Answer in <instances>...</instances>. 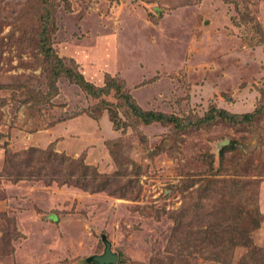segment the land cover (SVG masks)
I'll return each instance as SVG.
<instances>
[{"label":"rangeland","instance_id":"374dc122","mask_svg":"<svg viewBox=\"0 0 264 264\" xmlns=\"http://www.w3.org/2000/svg\"><path fill=\"white\" fill-rule=\"evenodd\" d=\"M59 69L97 88L109 76L144 110L252 112L264 95V0H0V264H93L103 237L116 264H238L264 251V114L239 130L138 125L113 94L94 98L64 76L52 85ZM103 100L124 114L117 129L98 115ZM240 132L217 162L219 143ZM30 150L33 165L52 152L107 187L1 176L6 151L22 163ZM212 184L238 195L218 203ZM233 226L250 231L223 263L216 244Z\"/></svg>","mask_w":264,"mask_h":264},{"label":"trees","instance_id":"16d2710c","mask_svg":"<svg viewBox=\"0 0 264 264\" xmlns=\"http://www.w3.org/2000/svg\"><path fill=\"white\" fill-rule=\"evenodd\" d=\"M47 40L48 38H46L43 43L44 46L42 47V52L47 57V60H49L52 55L50 53V49L46 45ZM57 62L59 63L58 60ZM61 76H64L66 79L76 84L83 91L94 98L109 96L111 94L117 96L121 104H124V106L129 111L130 116H128L127 112H125L124 115L118 105L114 107L112 106L113 103L109 101L103 100L98 103V115H100L103 111H106L108 115L111 113L112 116L109 115V118H111V121L113 123L112 125L115 129H117V123L121 121L119 119V111H121L124 117L133 118L134 122L138 125H150L157 123L165 126H170L176 133H185L191 130L193 131L200 126L209 127L210 125L215 124H217L216 126H218L219 124H225L235 130H239L242 125L251 124L264 114L263 95V98L261 100L262 103H260L252 112L238 114L232 112L227 107L210 105L207 112L197 120L180 118L172 114L142 109L133 101L130 93H128V91L124 89L122 85L118 84L113 78H110L109 76H107L106 85H104V87L97 88L94 87V85L86 82L83 75L72 72L71 70L59 69L52 72V85H54L56 78L58 79ZM86 112L92 118L98 117V115L96 117L93 114V109H91V107L88 108ZM115 119H118L117 122ZM238 127L239 129H237ZM243 138L244 137H242V133L240 132V134L238 133L237 137L230 135L229 139H223L218 145L219 149L217 151L218 153L216 157L218 159L217 162H225V159H227V154L232 151L235 152L234 150L238 147V145L244 142ZM36 153L37 152L35 150H30L27 153L28 159L20 163L19 160L15 161L17 154H12L9 151H6L5 167L2 169L1 176H3V178L7 180H12L13 182H18L23 179L40 180L47 183H51L53 181H62L66 184H75L79 186L80 189L85 191L89 189H98L97 191H101L107 187V182L100 180L101 177L97 175L96 170H90V168L86 167L85 171L76 174L72 169V161H69V159L65 157L62 160L52 158L51 156H54V153L52 152H40V156L37 155V158L34 159L35 164L33 165L32 163H29L33 159V155H36ZM208 159V164H212L215 161V157L213 155H209ZM27 168H30V170H27ZM209 190H212L211 193H214L216 196L220 197L221 200L216 198L213 199L217 200L218 203H222L223 201L226 202L225 197L228 194H236L235 192H231L230 190H222L217 195L215 184H212ZM204 198L207 202H209L211 201L210 199L212 197L208 198L207 196H205ZM233 206L236 207V202ZM216 212L217 210L215 211L214 208L210 207V215L214 216ZM237 212L238 214H246L244 210L240 209H238ZM52 219L55 220V217H53ZM216 228L226 229L224 225L221 224L216 226ZM231 229L233 230L231 231V233L226 232L224 234L226 236L223 235L224 237H222L221 240L217 241L218 244L215 243L218 247V251L215 253V256H217L216 258L218 260H221L223 263L228 262V255L230 254L231 256L240 241L246 238L244 235L246 233L244 232L247 231L248 233V231H250L246 227L240 229V233H238L237 230L235 232L234 229H236V226H233V228ZM207 234H209V232H205L204 234H202V236L208 237ZM238 264H264V251H261V254L253 253L252 251L250 253L248 252V255H245Z\"/></svg>","mask_w":264,"mask_h":264},{"label":"water","instance_id":"95a60500","mask_svg":"<svg viewBox=\"0 0 264 264\" xmlns=\"http://www.w3.org/2000/svg\"><path fill=\"white\" fill-rule=\"evenodd\" d=\"M104 243V250L101 255L92 256L88 261L96 264H116L118 255L111 250V244L104 237L102 238Z\"/></svg>","mask_w":264,"mask_h":264}]
</instances>
